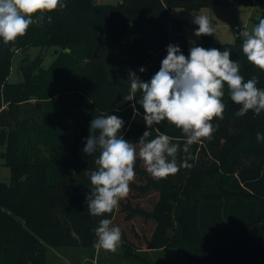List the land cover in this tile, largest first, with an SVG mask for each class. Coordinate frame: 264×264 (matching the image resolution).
<instances>
[{"label": "trees", "instance_id": "obj_1", "mask_svg": "<svg viewBox=\"0 0 264 264\" xmlns=\"http://www.w3.org/2000/svg\"><path fill=\"white\" fill-rule=\"evenodd\" d=\"M64 3L63 10L48 14L51 23L45 16L14 43L0 40V156L10 169V182L0 179V264H48L50 247L68 248L75 256L82 250L89 264H103L95 229L119 208L129 220L150 223L144 251L121 230L126 258L142 250L134 255L137 264L155 263L141 256L148 250L179 251L182 264H264V141L256 139L258 132L264 135V112L237 117L240 105L231 101L227 85L224 118L212 121L218 129L210 141L184 153L181 129L166 120L150 129L149 139L159 133L173 137L181 146L178 163L186 160L190 167L154 179L137 159L130 193L117 209L92 216L86 204L91 184L85 171L95 169V157L83 152L90 122L97 115L122 118L121 134L138 148L148 129L143 108L137 103L140 115L134 117V101L123 99L130 71L149 81L170 44L189 55L185 22L171 9L197 10L223 0ZM242 44L239 35L232 44L211 35L201 36L196 46L230 50L245 81L256 76L264 89V71L247 61ZM29 46L58 51L48 67L39 56L23 66V81H9L15 50ZM144 196L148 208L131 199Z\"/></svg>", "mask_w": 264, "mask_h": 264}, {"label": "clouds", "instance_id": "obj_2", "mask_svg": "<svg viewBox=\"0 0 264 264\" xmlns=\"http://www.w3.org/2000/svg\"><path fill=\"white\" fill-rule=\"evenodd\" d=\"M64 0H0V40L14 43L26 35L34 22L43 23L45 16L51 23L49 13L63 10ZM198 25L194 35L211 36L216 29L207 15L193 16ZM242 51L247 61L264 71V18L251 30H241ZM230 50L204 48L193 45L185 56L177 45L167 46V55L160 69L149 81L142 80L135 72L129 73L130 89L123 97L133 102V116L140 115L138 103L143 108V121L147 129L138 140L139 147L122 135L125 121L116 115H97L90 122L89 136L83 152L94 156V170H86L90 179V194L86 198L87 210L92 216L110 214L119 202L130 193L135 180L137 159L154 179H164L178 173L181 167H190L187 161L178 163L181 146L173 143V137L159 133L155 138L150 129L167 121L181 129L185 137L183 152L202 140H211L218 129L214 119L222 120L225 111L223 97L227 85L231 101L240 105L237 117L250 110L254 116L264 112V89L257 87L258 77L245 81L240 74L238 61L230 59ZM141 73L146 69L141 67ZM137 93L139 99L137 100ZM257 142L264 135L256 134ZM94 247L115 252L122 244V232L110 219H101L95 229Z\"/></svg>", "mask_w": 264, "mask_h": 264}, {"label": "rangeland", "instance_id": "obj_3", "mask_svg": "<svg viewBox=\"0 0 264 264\" xmlns=\"http://www.w3.org/2000/svg\"><path fill=\"white\" fill-rule=\"evenodd\" d=\"M96 3L104 4H116L121 0H94ZM197 14H204L212 21L213 27L216 29L214 38L223 44H232L235 41L237 35L241 30H251L256 25L259 19L264 18V5L255 3V0H223V3L216 4L211 7H205L197 10H187L182 7H175L172 9L171 15L174 18L182 19L185 22V31L188 40V45L193 46L201 41V36L194 35L198 25L193 23V16ZM234 26H238L239 29H235ZM58 47H39L29 46L26 48H18L15 50L13 59V68L9 81L19 82L23 81L22 68L28 63L34 61L39 56L42 59L41 66L48 67L55 58ZM0 147V154L2 153ZM0 179L5 182H10V169L6 165L5 160L0 156ZM134 204H140L142 207L150 206V199L147 196L144 197H132ZM126 213L121 211L117 212L114 219H112L113 226H118L121 230L125 231L126 235L135 241L136 246L146 249L145 245H142L146 236L150 234V223L144 221L141 217L127 219ZM85 250V249H84ZM125 248L121 246L115 251H107L100 249V257L103 264H137V260L134 255L142 250H133L132 257H125ZM70 249H54L49 248L48 264H89L88 259L85 256V252L76 250V256L74 253H70ZM86 251V250H85ZM142 257H148L152 259V262L156 264H182L179 251L164 250L162 251H150L147 253H140ZM137 257L139 256L136 255ZM154 263V264H155ZM96 264H100L99 261Z\"/></svg>", "mask_w": 264, "mask_h": 264}, {"label": "built area", "instance_id": "obj_4", "mask_svg": "<svg viewBox=\"0 0 264 264\" xmlns=\"http://www.w3.org/2000/svg\"><path fill=\"white\" fill-rule=\"evenodd\" d=\"M234 28H235V29H239V27H238V26H234Z\"/></svg>", "mask_w": 264, "mask_h": 264}, {"label": "crops", "instance_id": "obj_5", "mask_svg": "<svg viewBox=\"0 0 264 264\" xmlns=\"http://www.w3.org/2000/svg\"><path fill=\"white\" fill-rule=\"evenodd\" d=\"M170 12H172V9H171V11ZM188 37V36H187Z\"/></svg>", "mask_w": 264, "mask_h": 264}]
</instances>
